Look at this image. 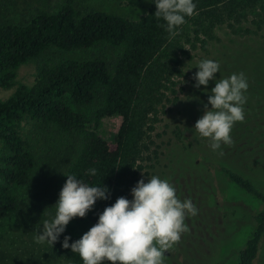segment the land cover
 <instances>
[{"label": "trees", "instance_id": "trees-1", "mask_svg": "<svg viewBox=\"0 0 264 264\" xmlns=\"http://www.w3.org/2000/svg\"><path fill=\"white\" fill-rule=\"evenodd\" d=\"M38 1L39 5L27 9L23 5H28L27 0H0V88L17 84L22 64L32 61L36 65L32 84H18L0 99V220L21 217L37 231L54 212L52 205L67 179L63 174H73L89 185L104 184L109 189L110 198L98 200L84 217L90 228L118 197L131 199L130 189L140 180V171L158 156L155 125L184 90V85L177 87L174 81L186 75L176 52L187 55L185 44L193 46L200 34L211 37L217 26L238 34L255 33L264 26V0H195L194 14L175 33L160 27L164 22L153 16L156 9L151 1L137 18L82 7L79 0H62L56 9ZM248 20L255 29L242 27ZM189 26L195 27L192 38ZM262 55L247 66L252 76L245 93V119L231 132L233 157L250 169L260 159L258 164L264 168L260 155L264 153ZM254 103L259 107L251 114ZM181 114L189 138L184 143L179 137L182 143L175 148L185 163L191 160L195 166L192 172L202 184L199 191L203 190L202 211L212 218L216 207L207 168L219 171L263 205L252 213L250 232L235 253V264H254L264 245V191L244 172L228 166L221 149L212 150L207 139L194 130L192 134L202 116L195 107L187 106ZM113 116L120 118V124L109 140L101 125ZM256 135L263 138L257 145ZM89 169H96V174L89 175ZM214 237L207 245L206 264L219 260L217 248H210L218 239ZM63 238L49 245L51 255L82 264L77 254L61 247ZM169 250V263L176 258L173 263L180 264L177 255L181 254H172L173 247Z\"/></svg>", "mask_w": 264, "mask_h": 264}, {"label": "rangeland", "instance_id": "rangeland-1", "mask_svg": "<svg viewBox=\"0 0 264 264\" xmlns=\"http://www.w3.org/2000/svg\"><path fill=\"white\" fill-rule=\"evenodd\" d=\"M43 1L48 8L56 9L62 0ZM150 1L79 0V4L82 7L101 9L130 18H137L146 12ZM27 3L28 5L23 4L27 9L30 6L39 5L38 0H27ZM248 19H251V15L248 16ZM245 26L251 27L252 30L255 29L249 20L244 22L242 27ZM194 30L195 27L189 26L191 38ZM201 38L206 39L205 42H201ZM185 48L188 51L187 55L176 52L179 62L181 61L182 71L186 73L185 78L182 76L174 78L177 87L184 85V90L179 92L177 104L169 103L166 106V112L159 115V120L153 131L154 147L158 150V158H154L151 166L140 171L139 179L145 178L146 180V176L150 178L153 175L167 179L174 186L176 194L181 200L189 199L195 207L196 204L199 205V208H196V215H186L187 231L183 232L180 240L173 245L176 250L172 251V254H181L177 255V260L181 261L180 264H206L208 252H210L207 245L214 236L218 239L215 245L214 242L212 243L210 248H217L219 256L217 262L219 264H235L236 250L242 245L251 229L250 217L252 213L262 209L263 205L235 188L219 171L207 168L210 177L208 183L213 189L216 204V207L212 208L214 214L210 218L206 210L202 211L201 203L199 204L203 198L200 191L203 192V190L200 189L199 191L202 184L197 181L192 172L195 166L191 160L187 163L184 162V158L180 151L176 150L175 144L182 143H180L179 137L183 138L184 143L189 138V132L185 130L186 127L183 124L185 122L182 120L185 117L184 114L183 116L181 114L183 109L187 106L195 107L198 113L203 114L204 105L207 103V95L193 87L192 76L197 71L194 66L202 59L219 61L220 73L215 74L217 78L219 76L221 78L228 77L233 73H243L250 85L252 72L247 66L255 62L254 59H261L262 54H264V26L250 34H238L225 26H217L213 28L211 37L200 34L193 46L185 44ZM35 77V63L30 61L22 64L17 70V84L8 89L0 88V99L9 96L18 84H32ZM203 87L201 86V88ZM207 87L210 90L214 87V82L210 81ZM192 97L194 98L192 99ZM257 107L259 106L256 103L252 105L251 114L254 113L253 108L256 109ZM262 118L264 119V116ZM119 124L120 118L117 116L104 119L101 125L102 134L111 140ZM26 126L27 129L28 125ZM178 128L180 130H177ZM176 130L177 133H175ZM180 131L182 136L179 135V133L181 134ZM256 136L258 137L254 140L255 145L263 141L260 135ZM233 146L234 144L221 145V151L225 156L224 162L251 177L264 191V168L258 164L261 159L255 162L256 165L252 162L253 168L250 169V166L247 167L243 162L233 157ZM260 155L264 158V153L260 152ZM196 160L199 163V159ZM89 226L90 223L85 218H74L66 226V231L62 235H68L74 239L81 236ZM36 232L33 228L28 227L26 221L21 217H9L0 220V264H69L64 260L54 258L50 253L48 244L39 245L35 243ZM212 235L214 236L212 237ZM170 255L171 252L168 250L165 253L164 264H174L176 258H173V262L169 263ZM254 264H264V245L261 246Z\"/></svg>", "mask_w": 264, "mask_h": 264}, {"label": "clouds", "instance_id": "clouds-1", "mask_svg": "<svg viewBox=\"0 0 264 264\" xmlns=\"http://www.w3.org/2000/svg\"><path fill=\"white\" fill-rule=\"evenodd\" d=\"M151 2L156 9L153 16L163 20L160 27L168 33L178 31L197 7L195 0ZM194 67L197 71L192 76L193 87L207 95V103L191 131L207 139L212 150H220L222 144H232L233 126L245 119L248 81L243 73L217 78L219 61L202 59ZM210 81L214 87L209 90ZM88 174L95 175L96 169H89ZM63 175L67 179L52 205L54 212L43 221L34 237L39 245L53 247L70 221L84 218L98 200L110 198L104 184L89 185L73 174ZM130 195L131 199L121 196L106 206L95 224L71 244V237L65 235L61 247L77 254L82 264H164L165 253L187 231L186 215H196L197 209L191 200H181L167 179L156 175L138 180Z\"/></svg>", "mask_w": 264, "mask_h": 264}]
</instances>
